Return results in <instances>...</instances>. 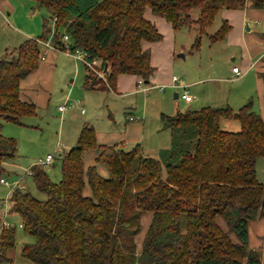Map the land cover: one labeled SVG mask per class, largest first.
I'll use <instances>...</instances> for the list:
<instances>
[{"label":"trees","instance_id":"1","mask_svg":"<svg viewBox=\"0 0 264 264\" xmlns=\"http://www.w3.org/2000/svg\"><path fill=\"white\" fill-rule=\"evenodd\" d=\"M33 1L49 14L41 34L0 60V178L3 162L17 156L16 142L2 134V123L20 125L37 114L36 105L21 98L20 83L37 68L42 42L99 60L104 79L85 65L88 88L112 89L121 74L148 84L154 68L142 42L162 35L144 17L147 7L174 30L197 24L192 48L199 49L201 35L223 8L247 5V0ZM252 3L264 8V0ZM193 8L199 10L196 18L190 15ZM229 29L222 20L211 42L223 40ZM259 76L264 89V70ZM221 119L236 120L240 129H221ZM160 120L170 131V144L158 158L143 156L139 144L100 145L95 129L84 126L76 145L60 156L59 181L34 165L32 179L45 199L18 188L9 196V215L18 216L35 239L23 244L22 256L32 264H261L264 249L250 247L249 225L264 218V184L256 172L257 160L264 158L262 115L247 102L237 111L207 105L162 113ZM90 150L106 165L107 178L94 165L84 169L83 156ZM85 184L90 195L83 194ZM15 228L0 231V264L12 262L8 251L15 246Z\"/></svg>","mask_w":264,"mask_h":264},{"label":"rangeland","instance_id":"2","mask_svg":"<svg viewBox=\"0 0 264 264\" xmlns=\"http://www.w3.org/2000/svg\"><path fill=\"white\" fill-rule=\"evenodd\" d=\"M8 1L14 7L15 12L10 9L11 13L9 16L6 15V12H8L6 8L3 10L5 15H3V12H0V60H8L12 55L15 56V49L27 38L25 35L15 32V28L34 32V36L37 37L41 34L43 19L49 17L48 12L44 8L39 7L33 0ZM198 11L197 8H193L190 11L191 17L196 18ZM48 21L52 25L51 19H48ZM221 22L220 15L218 14L213 23L206 28V33L201 35L199 49L192 48L194 39L198 34L197 24L193 23L188 28L176 31L177 42L173 54L170 76L174 75L180 82L185 81L187 84H193L198 80L203 81L202 84L191 87L190 100L192 97V102H185L181 98H174L175 93H183L181 89H175L167 85H157L167 86L164 92L161 93L156 87L150 88L151 85L139 83L142 91L144 88L149 89V91L145 95L144 93L138 94L135 101L132 102V107H130L132 108L131 112L134 113L136 109L145 106L147 98H152L153 101L164 98L168 106L163 110L155 111L154 105L150 103L148 105V115L144 116L142 114L141 116V114L138 115L137 113L133 115L135 118H142L147 122L149 126L148 134H152V136L161 140L160 148L169 146L170 137L169 130L162 128L163 124H161L159 112H163L166 115H174L177 110L181 112L185 110H197L203 106H207L205 104H212L210 106L215 104L217 106H221V104L229 105L234 111H237L243 104L251 102L253 110L261 115V104L264 107V101L263 99L260 101L261 95L255 87V72L251 71L242 79L231 78L229 74L233 65L238 68L241 67L242 55L240 47L229 45L224 39L215 42H211L210 40V35L219 29ZM37 23L39 24V30H37ZM48 40H50V36ZM41 49L43 50V47ZM66 53L69 54L67 51ZM65 54L60 53L58 66L52 72L53 74H50V78L48 77L50 79V90L48 89L47 96L45 86L42 84L44 92L39 93L37 101L31 99L36 104L37 114L35 116L24 117L20 125L2 123L3 126L1 128V132L5 137L14 138L17 148L16 160L3 162V167L5 168L3 178L9 182L21 179V184L25 185L24 190L39 200L45 199V194L36 188L32 175H29L28 171L34 165H38L43 167L51 181L57 182L61 179L60 156L69 149L72 143L75 144L77 142L79 130L85 122L84 116L80 113L81 108H84L87 113L90 110L94 111L93 123L97 129H110L108 126L117 122L119 124L124 123L121 118H117L121 115L123 103L112 94H110V98H107L108 95L104 91L88 93L79 89V82L82 84L83 78L81 77L80 81L78 78L76 81L75 67L72 66L73 60L70 58L67 60ZM179 55H184V57ZM77 62L79 63L82 75H84L83 62L80 60ZM30 83L28 78L22 85L28 88V84ZM72 85L75 87L74 91L71 95H67ZM240 88H245L246 96L249 95L244 101L240 99L238 94ZM28 90L30 89L28 88ZM61 94L62 96L66 94L69 99L68 105H70L63 112V115L57 110L58 104H62L63 102V97L60 99ZM102 102H104L105 106ZM171 105H175L173 111H171ZM262 117L264 118L263 115ZM220 128L236 132L240 129V124L236 120L221 119ZM146 144L147 140L143 143V146L146 147ZM132 146L126 145L125 148L130 149ZM156 148L158 147H155L154 151H151V149L148 151L150 153L153 152L151 156H156ZM48 154L52 155L54 160L49 164H44V160ZM256 172L258 180L264 184V158L257 160ZM10 194V187L0 184V201L4 199L9 200ZM7 220L16 227L15 246L8 251V256L12 259L11 264H32L22 256L21 247L25 243H33L35 241L34 237L27 234L19 226L21 220L18 216L10 215ZM253 240L254 242L261 241L258 239ZM261 264H264L263 258L261 259Z\"/></svg>","mask_w":264,"mask_h":264},{"label":"crops","instance_id":"3","mask_svg":"<svg viewBox=\"0 0 264 264\" xmlns=\"http://www.w3.org/2000/svg\"><path fill=\"white\" fill-rule=\"evenodd\" d=\"M7 9L8 12H6V15L9 16L11 13L10 9L15 12L14 7L8 0H0V12L4 13V9ZM221 21L227 20L228 24L230 25V29L227 32L224 40L227 44L232 46H238L240 47L241 51V67H239V70L242 72L241 75H237L232 68L235 66L233 65L231 68V71L229 72L231 78L235 79H242L244 76H247L251 71H254L255 75V87L257 92L261 95L260 101L263 99V82L259 76V72L264 70V8L262 9H256L253 6L252 0H247V5L244 9H226L223 8L219 12ZM144 17L149 20L152 24L155 25L156 29L161 33L162 39L155 42H142V48L147 49L150 51V63L151 66L154 68L153 74L149 78V83H144L146 85H151L150 88H157L159 90V86L157 85H167L169 87L175 88V89H181L183 92L186 90L188 91V94L190 95V89L193 85H200L203 81L198 80L195 81L193 84H187L185 81H179L178 78H176L175 81H173V76H170L171 72V64L173 60V54L176 48V42H177V35L176 31L174 30L169 22H167L163 17L156 15L152 13L150 8H146L144 10ZM39 24L37 23V30H39ZM15 32L21 33V35H25L27 38H36L34 36V32L26 31L23 29L15 28ZM33 35V36H32ZM38 37V36H37ZM26 38V39H27ZM43 47V55L42 58L35 70H33L31 73H29L25 78L28 79L31 82L28 84V88L23 87L22 83L26 80L25 78L21 80L20 83V92H21V98L23 100H26L28 102L37 101L39 93H43L42 90V84L45 86L46 89V96L48 89L50 90L49 85V78L50 74H53L54 70H56L58 66V60L60 58V53L65 54L66 51L60 50L53 46L52 48H48L45 45L41 44ZM65 52V53H64ZM67 60L68 58L73 60L72 66L75 67V79L76 81L79 78V81L81 80V77L83 78L82 84L79 82V89L88 92H99L104 91L107 93L108 97L110 98V94L114 95L117 100L121 101L123 103L122 109H121V115L117 118H121L123 124H119V122L108 126L110 129H97L94 127V111L90 110L89 113H87L84 108H81L80 113L84 116L85 122L81 126L80 130L84 126H91L95 129L96 132V141L100 145H111V144H118L120 147H123L124 149L126 145H135L139 144L141 147V151L143 156L145 157H152V158H158L159 153L161 150L166 148H160V139L155 138L152 136V134H148L149 126L147 122L140 118L137 119L133 115L136 113L138 115L142 114L144 116L149 114L148 105L151 103L155 107V111L160 109H165L167 106L166 100L164 98L155 99V101L152 100V98H147L146 105L142 106L140 109H136L135 112H131L130 107H132V102L135 101L136 97L139 93H147L149 89L144 88L142 91V88L139 86L140 79L138 76L130 75V74H121L117 77L114 86L112 89H92L86 87L85 79L87 75V68L84 65V75H82L79 63L75 61L72 56L68 53L65 54ZM184 57V55H183ZM71 62V61H70ZM84 64V63H83ZM49 77V78H48ZM48 78V79H47ZM229 79V78H228ZM74 81V80H73ZM179 81V82H178ZM143 83V82H142ZM182 85H185L182 87ZM164 87L165 88L167 87ZM74 86L72 85L69 88V92L67 95H71L74 91ZM25 90V91H24ZM164 90L161 92L163 93ZM28 96H27V95ZM176 98H180L177 94ZM238 94L240 99L243 101L247 99L245 88L239 89ZM33 97V98H30ZM63 97L62 104H58L57 110L58 112L63 115V112L69 107V99L67 98L66 94L62 96L60 95V99ZM66 97V98H65ZM175 98V99H176ZM33 99V101L31 100ZM192 97L190 101L185 102H192ZM264 101V99H263ZM104 105V102H102ZM35 104V103H34ZM128 104V105H127ZM36 105V104H35ZM63 106V110H59V106ZM205 105H212V104H205ZM222 105V104H221ZM80 106V102H79ZM105 106V105H104ZM217 106V104L213 105ZM175 105H171V111H173ZM130 109L129 111H127ZM108 110V109H106ZM180 110H177L179 112ZM261 115L264 116V107L261 104ZM181 112V111H180ZM163 112H159L158 115H161ZM165 114V113H163ZM111 115V114H110ZM168 115V114H167ZM137 117V116H136ZM139 117V116H138ZM114 119V118H112ZM141 120V121H140ZM226 120V119H225ZM161 121V120H160ZM162 124V123H161ZM234 126V125H233ZM163 128V127H162ZM165 130V128H163ZM79 130V132H80ZM155 131V130H154ZM169 137H170V131H169ZM147 140L146 147L143 146V143ZM77 143V142H76ZM75 144H71L69 148L74 147ZM162 144V143H161ZM164 144V142H163ZM170 144V142H169ZM165 146V145H163ZM156 148V156H151ZM17 157V156H16ZM97 152L95 150H90L85 153L83 156V164L84 169L86 170L89 166H95L97 172L99 175H101L104 178L108 177V169L105 164L96 162ZM16 160V159H15ZM54 160V159H53ZM32 168V167H31ZM84 195H90V188L87 184H85L83 189ZM253 239H258L261 241L254 242ZM249 244L250 247H257L261 246L264 249V218L257 219L250 223L249 225ZM264 259V251H263V257L261 259Z\"/></svg>","mask_w":264,"mask_h":264},{"label":"built area","instance_id":"4","mask_svg":"<svg viewBox=\"0 0 264 264\" xmlns=\"http://www.w3.org/2000/svg\"><path fill=\"white\" fill-rule=\"evenodd\" d=\"M63 45L64 47L66 48H69L70 47V44L67 43L68 41V37L67 35H64L63 36ZM46 47L48 48H52L53 45H51L50 43L48 42H42ZM67 52H69V54L72 56V58L76 61L80 60L84 63V65H86V67H88V69L96 74L98 77L104 79V73H105V70L104 71H101L100 70V65H99V60L97 59H88V55L87 53L81 51V50H74V51H71V50H67ZM264 56V53L263 55ZM232 70L237 74V75H241V71L239 70L238 67H233ZM176 80V77H173V81ZM142 83V81L140 82ZM164 87L165 86H159V90L162 92L164 90ZM179 97L184 100V101H189L190 100V95L188 94V91H184L182 94L179 95ZM64 107L61 105L59 106V110H63ZM54 157L52 155H47L45 160H44V164H49L53 161ZM28 174L29 175H32V171H28ZM22 178V177H21ZM21 179L19 180H15L13 182H9L8 180H6L5 178L1 177L0 178V184H3V185H6V186H9L10 187V190H13L15 188H18V189H21V190H24L25 189V185L24 184H21ZM11 208V202L8 200V199H4V200H1L0 201V217H1V224H0V231H2V229L4 228H9L12 226V224L7 220V218L10 216L9 215V210ZM19 226L22 227V224L19 223ZM5 264V263H4Z\"/></svg>","mask_w":264,"mask_h":264},{"label":"water","instance_id":"5","mask_svg":"<svg viewBox=\"0 0 264 264\" xmlns=\"http://www.w3.org/2000/svg\"><path fill=\"white\" fill-rule=\"evenodd\" d=\"M179 56H183V55H179ZM105 68H106V66H105ZM145 83H147V81H145ZM176 97H177V95L174 94V98H176Z\"/></svg>","mask_w":264,"mask_h":264}]
</instances>
